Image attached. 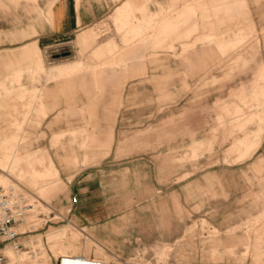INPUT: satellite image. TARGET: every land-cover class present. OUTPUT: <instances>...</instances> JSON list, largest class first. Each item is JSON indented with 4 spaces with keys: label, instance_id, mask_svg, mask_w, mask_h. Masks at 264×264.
I'll return each mask as SVG.
<instances>
[{
    "label": "rangeland",
    "instance_id": "1",
    "mask_svg": "<svg viewBox=\"0 0 264 264\" xmlns=\"http://www.w3.org/2000/svg\"><path fill=\"white\" fill-rule=\"evenodd\" d=\"M55 1L0 0V176L64 220L27 264H264V0H89L50 46Z\"/></svg>",
    "mask_w": 264,
    "mask_h": 264
},
{
    "label": "crops",
    "instance_id": "2",
    "mask_svg": "<svg viewBox=\"0 0 264 264\" xmlns=\"http://www.w3.org/2000/svg\"><path fill=\"white\" fill-rule=\"evenodd\" d=\"M132 4L133 2L127 1L120 8H118V10L123 8L124 6H127V7L129 6L133 8ZM50 15H51L50 16L51 20H50V26H49L48 32L45 33L43 37L40 36L38 39L39 43L42 42L45 44H50V46H52L54 43H57V42H65V41L72 40L74 37L77 36L79 32L93 25L99 18L103 16L102 12L100 11V8L97 5H94L89 0H56L50 9ZM86 38H87V35L83 36L81 40L85 41ZM27 46H33V45H23L21 49ZM36 47L39 48L38 46ZM29 50L31 51L32 48L27 47L25 49V52H28ZM79 65L82 66L79 62H76V64L74 63L68 66H62L60 70L68 71L69 69H71V67L75 68ZM74 77H79V76H74ZM74 77L67 78L66 80L67 81L72 80ZM60 86L61 85L58 84V87ZM53 107H55V105H53ZM92 107H93V104L91 108ZM101 130L104 133L109 134L110 129L102 128ZM81 131L83 132V128L72 130L74 134L80 135L82 143H85L86 139L83 137L85 133H82ZM107 137H109V135ZM247 139L248 137H246L244 140L236 139L235 141L236 145L243 147V145L247 142ZM99 142L101 144L107 143L106 139H103V138L102 139L99 138ZM197 144L200 145L201 143H196V145ZM30 164L32 166L39 165L37 160L31 161ZM58 232L60 231L58 230V231L52 232L51 234L54 236ZM51 234H49V236H51L52 238L49 237V240L52 241L53 236ZM75 235H76V240H77L78 235L76 233ZM56 238L58 239V237ZM59 259H63L64 264H74L75 262L73 261H76V260H83V262H85L86 264H103L101 261H98V260L92 261L91 259L86 258L85 256H82V255H78V254H77V257L69 255V256L60 257Z\"/></svg>",
    "mask_w": 264,
    "mask_h": 264
},
{
    "label": "built area",
    "instance_id": "3",
    "mask_svg": "<svg viewBox=\"0 0 264 264\" xmlns=\"http://www.w3.org/2000/svg\"><path fill=\"white\" fill-rule=\"evenodd\" d=\"M79 204V198L74 196L70 199V212ZM30 205L24 195L15 193L12 189H6L0 185V264H9L5 255V249L13 246L16 250L24 247L19 243L22 234H19L15 228L23 224ZM43 220L42 226L59 224L64 221L61 218L56 219L53 212L49 214H40ZM33 230L26 233H31ZM25 235V234H24ZM61 259L60 264H62ZM93 261V260H92Z\"/></svg>",
    "mask_w": 264,
    "mask_h": 264
},
{
    "label": "bare ground",
    "instance_id": "4",
    "mask_svg": "<svg viewBox=\"0 0 264 264\" xmlns=\"http://www.w3.org/2000/svg\"><path fill=\"white\" fill-rule=\"evenodd\" d=\"M4 176H6V175H4ZM6 178L7 177H1L0 176V185L3 186L6 189H12L15 193H18V195L19 194L24 195V197L27 199L29 205L31 206L30 210L28 211V213L26 215L24 223L15 228V230L19 234L24 235V234H26V231L25 232H20L21 231L20 228L23 227V226L26 228V226H27V224L29 222V219L31 217L35 216L37 209H40L39 210L40 211L39 215L40 214H49L50 212H53V211L51 210L49 212H45V207H44L43 203L40 200L35 199L33 197V195H31L30 192H28V191L25 192V191L19 189L17 184H14V183L7 184V179ZM59 218H61V214L56 215V219H59ZM38 221H39V225L42 226L43 220H41V218H40V219H38ZM36 227H37V224L36 225H33V224L30 225V231L32 229L35 230ZM38 239H33L32 240V245L30 246L31 248H29V251H27V252H22V249L18 251L13 246H8L5 249V255L8 258L9 264H27L28 260H35L37 258V256H40L41 255L40 250H38V248L36 246L33 249V245H37L39 243ZM19 243L23 246V244L20 241H19ZM28 244H29V242H27V241L24 242V245H28ZM70 261H72V260H70ZM73 262H75L74 264H86L85 262H83V260H76V261H73ZM62 264H64L63 261H62Z\"/></svg>",
    "mask_w": 264,
    "mask_h": 264
}]
</instances>
